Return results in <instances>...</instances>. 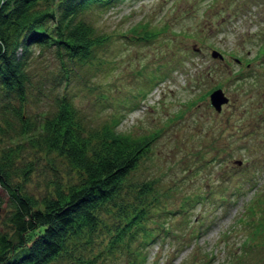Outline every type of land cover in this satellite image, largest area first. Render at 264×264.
Here are the masks:
<instances>
[{
  "label": "rangeland",
  "instance_id": "rangeland-1",
  "mask_svg": "<svg viewBox=\"0 0 264 264\" xmlns=\"http://www.w3.org/2000/svg\"><path fill=\"white\" fill-rule=\"evenodd\" d=\"M83 16L106 39L72 59L34 47L21 110L38 121L64 93L86 126L157 132L130 175L149 185L130 195L146 202L145 242L140 232L108 247L99 224L86 242L95 264H264V0H116ZM17 140L8 128L0 148ZM23 145L33 195L75 178L63 157ZM7 203L0 184L1 215Z\"/></svg>",
  "mask_w": 264,
  "mask_h": 264
},
{
  "label": "trees",
  "instance_id": "trees-1",
  "mask_svg": "<svg viewBox=\"0 0 264 264\" xmlns=\"http://www.w3.org/2000/svg\"><path fill=\"white\" fill-rule=\"evenodd\" d=\"M113 1L0 0V133L13 129L19 139L0 148V184L8 193V207L0 214V264H53L64 258L95 264L86 242L94 241L99 224L112 232L108 247L128 243L140 232L145 242L141 217L146 202L133 198L149 185L131 182L130 175L157 132L119 131L116 118L86 126L64 93L38 121L21 110L33 48L52 46L70 59L87 54L107 36L83 12ZM24 141L63 157L75 178L64 183L53 178L40 196L33 195L25 188L33 166L17 163ZM107 214L115 220L106 224Z\"/></svg>",
  "mask_w": 264,
  "mask_h": 264
},
{
  "label": "water",
  "instance_id": "water-1",
  "mask_svg": "<svg viewBox=\"0 0 264 264\" xmlns=\"http://www.w3.org/2000/svg\"><path fill=\"white\" fill-rule=\"evenodd\" d=\"M211 55L212 56H221V54L215 50V49H212L211 50ZM209 96H210V102L211 104L217 109L219 110L220 107H221V103L226 101L227 97L224 95L223 91L221 88H215L213 89L210 93H209ZM1 208V206H0Z\"/></svg>",
  "mask_w": 264,
  "mask_h": 264
}]
</instances>
